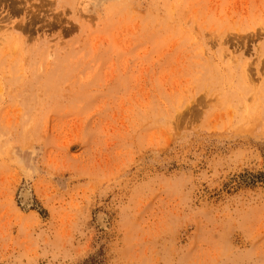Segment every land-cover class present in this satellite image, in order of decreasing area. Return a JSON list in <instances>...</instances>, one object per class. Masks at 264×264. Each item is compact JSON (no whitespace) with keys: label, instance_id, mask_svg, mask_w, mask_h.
I'll return each mask as SVG.
<instances>
[{"label":"rangeland","instance_id":"obj_1","mask_svg":"<svg viewBox=\"0 0 264 264\" xmlns=\"http://www.w3.org/2000/svg\"><path fill=\"white\" fill-rule=\"evenodd\" d=\"M0 264H264V0H0Z\"/></svg>","mask_w":264,"mask_h":264},{"label":"bare ground","instance_id":"obj_2","mask_svg":"<svg viewBox=\"0 0 264 264\" xmlns=\"http://www.w3.org/2000/svg\"><path fill=\"white\" fill-rule=\"evenodd\" d=\"M7 28V27H6Z\"/></svg>","mask_w":264,"mask_h":264}]
</instances>
